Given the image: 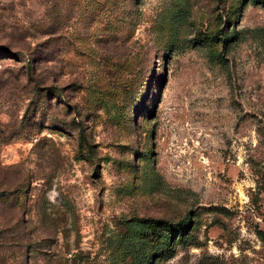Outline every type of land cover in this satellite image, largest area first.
Masks as SVG:
<instances>
[{
	"label": "rangeland",
	"instance_id": "rangeland-1",
	"mask_svg": "<svg viewBox=\"0 0 264 264\" xmlns=\"http://www.w3.org/2000/svg\"><path fill=\"white\" fill-rule=\"evenodd\" d=\"M0 264H264V0H0Z\"/></svg>",
	"mask_w": 264,
	"mask_h": 264
}]
</instances>
